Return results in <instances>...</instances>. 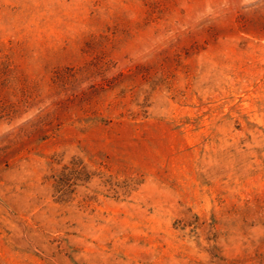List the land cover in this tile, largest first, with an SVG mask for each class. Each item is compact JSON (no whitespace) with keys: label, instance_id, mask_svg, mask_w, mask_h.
<instances>
[{"label":"rangeland","instance_id":"1","mask_svg":"<svg viewBox=\"0 0 264 264\" xmlns=\"http://www.w3.org/2000/svg\"><path fill=\"white\" fill-rule=\"evenodd\" d=\"M0 264H264V0H0Z\"/></svg>","mask_w":264,"mask_h":264}]
</instances>
